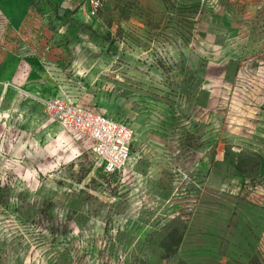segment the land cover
<instances>
[{
  "label": "rangeland",
  "instance_id": "1",
  "mask_svg": "<svg viewBox=\"0 0 264 264\" xmlns=\"http://www.w3.org/2000/svg\"><path fill=\"white\" fill-rule=\"evenodd\" d=\"M0 264H264V0H0Z\"/></svg>",
  "mask_w": 264,
  "mask_h": 264
},
{
  "label": "built area",
  "instance_id": "2",
  "mask_svg": "<svg viewBox=\"0 0 264 264\" xmlns=\"http://www.w3.org/2000/svg\"><path fill=\"white\" fill-rule=\"evenodd\" d=\"M87 1L92 15L106 2ZM48 106L62 124L84 133L93 141V152L106 174L118 172L127 163L131 155L132 132L126 125L90 109L58 99L48 101Z\"/></svg>",
  "mask_w": 264,
  "mask_h": 264
}]
</instances>
